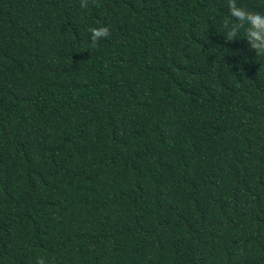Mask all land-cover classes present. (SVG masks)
Returning a JSON list of instances; mask_svg holds the SVG:
<instances>
[{"label":"trees","instance_id":"16d2710c","mask_svg":"<svg viewBox=\"0 0 264 264\" xmlns=\"http://www.w3.org/2000/svg\"><path fill=\"white\" fill-rule=\"evenodd\" d=\"M230 2L0 0V264H264V55Z\"/></svg>","mask_w":264,"mask_h":264},{"label":"clouds","instance_id":"9594fccd","mask_svg":"<svg viewBox=\"0 0 264 264\" xmlns=\"http://www.w3.org/2000/svg\"><path fill=\"white\" fill-rule=\"evenodd\" d=\"M87 6V0H81V7ZM228 16L222 25V32L228 40L237 39L238 34L243 30V39L248 42L250 49L257 55H264V14L259 12H248L239 8L235 0L228 5ZM90 41L97 40L108 35L106 26L93 27L89 30ZM37 264H45L44 259L38 258Z\"/></svg>","mask_w":264,"mask_h":264}]
</instances>
